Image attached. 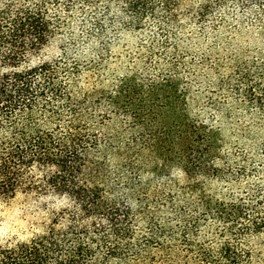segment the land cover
<instances>
[{"label":"trees","instance_id":"1","mask_svg":"<svg viewBox=\"0 0 264 264\" xmlns=\"http://www.w3.org/2000/svg\"><path fill=\"white\" fill-rule=\"evenodd\" d=\"M124 30L145 65L118 74ZM193 86L247 115L238 141L190 114ZM18 194L64 204L0 264H264V0H0V202Z\"/></svg>","mask_w":264,"mask_h":264},{"label":"rangeland","instance_id":"2","mask_svg":"<svg viewBox=\"0 0 264 264\" xmlns=\"http://www.w3.org/2000/svg\"><path fill=\"white\" fill-rule=\"evenodd\" d=\"M189 28L190 29L188 31H199V33L205 31L199 29V26L195 25H191ZM145 39L146 38L144 34L137 33L136 31L124 30L120 32V35L117 39L112 41L110 53L113 56L119 57L118 62L120 63V70H118V74L124 73L125 70H128V66L130 64L135 63V69L137 70H141L144 67L145 60L142 58L143 52L139 48V43H141L143 40L145 41ZM203 39H205L204 42L207 46L211 38L209 39L208 35L204 32ZM195 41L197 42V40ZM251 41V46L255 45L253 43L257 42L253 39H251ZM200 46L201 45L198 44L196 49H198ZM58 51L59 43L56 42L47 49L46 53L49 56H53L56 55ZM198 52L199 53H195L192 51L193 56L198 57V55L201 54L203 50L199 49ZM192 54H187L184 56L187 58ZM131 59L132 61H130ZM147 65H149V63H147ZM112 68L113 66L110 69ZM222 71L228 73L226 68H223ZM206 79H211V81H214V79L211 77V71H209V76ZM196 89V86H193L191 89L192 91L190 90V93L192 94V98H190L189 101L190 114L195 115L200 119H204L209 123H213L219 129L222 140L226 145L238 141L234 123L236 124V121L241 120L242 122L246 123V121L249 120V118L246 117L247 115L245 117H243L244 115H237L236 120H228L225 113L217 114L210 112L204 102V97L206 96V94H204L205 92L201 95L196 91ZM171 177L175 178L177 181H179V183L185 182V175L178 169L171 170ZM63 204V199L49 194L39 197L38 199H34L32 197L26 198L18 194L8 204L0 202V241H5L7 239L25 240L30 237L32 233L39 232L41 230V221L46 217V213H50L51 211L58 209ZM5 227L8 228L7 232H5ZM13 229H15V231H13ZM21 237H23V239H21Z\"/></svg>","mask_w":264,"mask_h":264},{"label":"clouds","instance_id":"3","mask_svg":"<svg viewBox=\"0 0 264 264\" xmlns=\"http://www.w3.org/2000/svg\"><path fill=\"white\" fill-rule=\"evenodd\" d=\"M7 231H8V228L5 227V232H7ZM13 231H15V229H13ZM21 239H23V237H21Z\"/></svg>","mask_w":264,"mask_h":264}]
</instances>
